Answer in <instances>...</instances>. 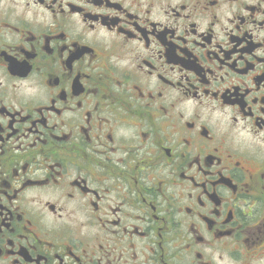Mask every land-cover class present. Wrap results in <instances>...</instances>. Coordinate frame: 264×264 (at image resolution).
I'll return each instance as SVG.
<instances>
[{
    "label": "flooded vegetation",
    "instance_id": "flooded-vegetation-1",
    "mask_svg": "<svg viewBox=\"0 0 264 264\" xmlns=\"http://www.w3.org/2000/svg\"><path fill=\"white\" fill-rule=\"evenodd\" d=\"M0 264H264V0H0Z\"/></svg>",
    "mask_w": 264,
    "mask_h": 264
}]
</instances>
